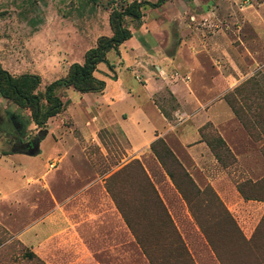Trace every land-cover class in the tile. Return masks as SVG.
Instances as JSON below:
<instances>
[{
    "label": "crops",
    "instance_id": "obj_1",
    "mask_svg": "<svg viewBox=\"0 0 264 264\" xmlns=\"http://www.w3.org/2000/svg\"><path fill=\"white\" fill-rule=\"evenodd\" d=\"M152 25L151 33L144 24L120 47L128 55L143 58L138 63L141 69H132L143 90L134 92L117 73L98 68L95 76L106 83L105 90L77 92L76 100L69 97L65 112L73 128L64 124L52 128L57 117L45 129L37 128L34 136L45 134L37 153L25 154L31 157L27 158L31 171L17 172L20 180L11 190L0 188L1 225L46 264H150L106 188L107 176L94 165L92 147L108 152L104 133L124 143L126 160L141 162L180 234L194 242L195 248L212 252L186 201L152 151L154 142H166L200 189L214 188L230 211L239 206L228 202L230 196L239 198L230 192L231 186L224 188L226 171L203 141L201 129L213 125L238 160L261 151L263 141L250 139L225 100L239 84L236 76L243 73L238 61L241 53L232 39L219 36L217 40L218 34L205 40L189 39L183 35L188 30L170 49L169 30L162 29L169 24L154 21ZM252 25L261 34L253 31L251 38L237 37L253 62V66H243L246 72L264 64V17H255ZM152 65L155 69H150ZM62 70L65 76L69 72ZM172 105L177 106L173 111ZM47 143L51 144L47 156L51 162L45 168H49L34 173L37 164L32 159L43 155ZM21 192L23 199L18 198ZM24 208L27 216L21 213ZM209 254L205 261L215 264L216 257Z\"/></svg>",
    "mask_w": 264,
    "mask_h": 264
},
{
    "label": "rangeland",
    "instance_id": "obj_2",
    "mask_svg": "<svg viewBox=\"0 0 264 264\" xmlns=\"http://www.w3.org/2000/svg\"><path fill=\"white\" fill-rule=\"evenodd\" d=\"M134 1L155 3L158 0H97L90 4L85 0H0V63L14 76L24 73L40 74L43 78L40 90L45 91L48 84L65 76L66 71L62 69H69L74 63H83L86 52L97 46L100 37L113 35L110 26L112 12L123 11ZM143 13L144 17L140 22L126 17V26L137 35V31L144 24H148L147 29L151 33L155 28L152 25L154 21H166L169 26L161 27L169 30L167 34L171 35L170 49H174L184 30H188V33L185 32L183 35L189 39L197 37L205 40L211 34H218L217 40L222 36L225 40L228 38L234 41L238 52L241 53L242 59L239 58L238 61L242 64L240 66L243 68V73L236 76L239 84L225 95V100L228 96L233 98L242 115L247 118L253 129V136L232 110L250 139L256 142L255 138L261 137L262 140L259 142L264 143V64L246 72L245 68L253 66V62L249 56H245L237 38L238 36L251 38L253 31L261 34L262 31L252 25V19L264 17V0H173L159 8H144ZM245 20L250 23L246 25ZM238 26H241L239 32ZM213 39L214 37L211 41ZM257 43L255 42L254 45ZM125 50L121 48L120 53L112 50L107 54V59L114 69L112 73H117L124 84L134 92H141L142 84L137 80V74L132 69H141L138 63L143 58L135 57L133 54L128 55ZM98 68L109 69L106 63L100 64ZM150 69H155V66H150ZM139 76L143 75L139 74ZM234 82L236 83L235 80ZM59 94L68 106L69 97L74 100L78 98V93L72 90L68 92L61 90ZM175 107L177 106L174 105L169 109L173 111ZM65 111L52 120V128H58L62 124L73 128V122ZM36 130L38 129L30 110L19 108L3 98L0 93V188L2 190L7 192L14 188V184H18L20 179L17 172L23 171L27 174L28 171L29 174L31 171V167L28 166L30 160L27 159L29 156L25 155V152L27 150L31 153L35 152L36 148L30 143L37 139V136H34ZM205 132L208 136L219 134L211 124ZM102 140L108 152L102 153L94 147L91 150L92 153H96L94 165L100 174L107 176V179L137 160H126L124 143L115 136L104 133ZM50 147L51 144H45L43 155L32 159L37 164L34 173H40L43 169L48 170L49 167L46 169L45 164L48 161ZM49 162L51 161H48V164ZM224 169L227 174L225 178L227 184L224 188L231 186L230 192L239 198L236 200V197H229L228 202L234 205L239 203L236 209L230 211L224 204L225 207L247 240H251L259 228L261 230L259 236L264 239V201L246 200L238 188L247 181L255 183L264 178L262 149L260 152L242 156L240 160L228 159ZM187 187L191 186L187 184ZM139 188V181L135 178L120 185L118 191L122 198L137 200L140 195L133 190L137 191ZM209 188L217 194L214 188L210 186ZM22 194V192L18 194L19 199H23ZM243 199L246 203L242 202ZM210 207L214 208L215 205L211 204ZM27 210L24 208L21 213L27 216ZM10 212L13 214L14 211ZM197 212L200 216L204 214L207 217L202 206L198 207ZM7 213L8 211L4 213V217ZM4 217L1 219L5 221ZM153 231L152 229L151 233ZM168 241L170 240L166 243L162 240L159 245H154L157 257L164 258L167 255V250L170 248ZM184 242L195 264H212L205 260H208L206 254L210 255L209 253L212 252L216 257L213 250L210 252L211 250L203 248L197 249L193 246L194 242L187 239H184ZM29 253L31 250L20 243L0 223V264H46L37 256V258L30 257ZM164 262L175 264L177 261L164 260ZM215 264H220L218 259Z\"/></svg>",
    "mask_w": 264,
    "mask_h": 264
},
{
    "label": "trees",
    "instance_id": "obj_3",
    "mask_svg": "<svg viewBox=\"0 0 264 264\" xmlns=\"http://www.w3.org/2000/svg\"><path fill=\"white\" fill-rule=\"evenodd\" d=\"M85 1L90 4L97 0ZM168 1L173 0H158L155 3L134 1L123 11H113L110 16L113 35L100 37L97 46L86 52L82 64H72L68 74L48 84L45 91L40 90L43 79L39 74L24 73L14 76L0 63V93L2 97L21 109L30 110L37 128L45 129L50 119L59 116L68 107V103L64 102L59 94L61 90L72 88L82 94L101 93L105 90L106 83L98 79L95 73L102 63H106L109 69L114 71L107 59V54L112 50L118 51L125 42L132 39L133 33L126 26V17L140 22L144 17V8H159ZM237 90L239 91L240 88ZM226 101L250 135L253 136L252 127L247 118L242 115L241 109L237 107L233 98L228 96ZM209 126L210 124L201 129L202 139L209 145L219 163L225 167L228 159H235V157L219 134L206 135L205 130ZM44 134L41 132L40 137L37 136L36 141L30 144L37 149ZM261 140V137L255 138L256 142ZM151 148L186 201L194 220L220 264H264V239L259 236L260 228L251 240H247L218 195L209 187L202 190L196 185L164 140L160 139L154 142ZM261 149L264 153V146ZM30 153L28 150L25 152V154ZM135 178L138 179L140 188L133 191L137 192L140 197L137 200L122 198L118 187ZM187 184L191 187H187ZM106 188L151 264H162L164 260L177 261L175 264H195L167 207L138 159L109 177L106 180ZM238 188L246 200L264 201V193H261L264 192V178L255 183L247 181L240 184ZM250 189L252 190L250 191ZM211 204H214L215 207L211 208ZM199 206L203 207L207 217L204 214L202 216L198 214ZM212 209L214 211H211ZM152 229L154 231L151 233ZM162 240L166 243L167 240H170L168 241L170 248L164 258L157 257L154 250V245H159ZM29 254L30 257L37 258L34 253Z\"/></svg>",
    "mask_w": 264,
    "mask_h": 264
},
{
    "label": "water",
    "instance_id": "obj_4",
    "mask_svg": "<svg viewBox=\"0 0 264 264\" xmlns=\"http://www.w3.org/2000/svg\"><path fill=\"white\" fill-rule=\"evenodd\" d=\"M33 153H37V149H36L35 152H33Z\"/></svg>",
    "mask_w": 264,
    "mask_h": 264
}]
</instances>
